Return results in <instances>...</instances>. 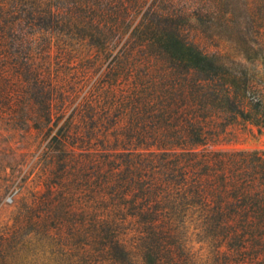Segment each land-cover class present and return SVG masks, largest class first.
<instances>
[{
  "label": "trees",
  "instance_id": "1",
  "mask_svg": "<svg viewBox=\"0 0 264 264\" xmlns=\"http://www.w3.org/2000/svg\"><path fill=\"white\" fill-rule=\"evenodd\" d=\"M259 63L264 0H0V264H264Z\"/></svg>",
  "mask_w": 264,
  "mask_h": 264
},
{
  "label": "rangeland",
  "instance_id": "2",
  "mask_svg": "<svg viewBox=\"0 0 264 264\" xmlns=\"http://www.w3.org/2000/svg\"><path fill=\"white\" fill-rule=\"evenodd\" d=\"M260 77L264 78V66L259 63ZM234 132L238 135L239 142L230 146H225L227 149H256L264 151V127L259 128L240 122L234 126ZM25 141L21 134L14 133L0 123V233L5 228L13 225L14 214L17 210L18 202L27 194L28 186L31 178L25 189L20 192V179L15 183L11 182L13 175H19L15 171V166L9 164L12 158L21 159L23 156L29 155L30 151L26 148ZM34 151V150H33ZM32 152V151H31ZM29 163L25 167H19L22 170L21 177L31 175L32 163L35 158L27 157ZM20 192V193H19Z\"/></svg>",
  "mask_w": 264,
  "mask_h": 264
}]
</instances>
